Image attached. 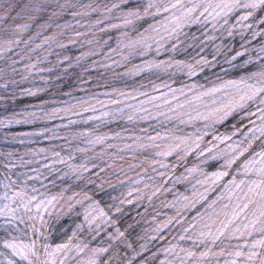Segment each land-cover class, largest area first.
<instances>
[{"label": "trees", "instance_id": "1", "mask_svg": "<svg viewBox=\"0 0 264 264\" xmlns=\"http://www.w3.org/2000/svg\"><path fill=\"white\" fill-rule=\"evenodd\" d=\"M9 2L18 5L12 13L15 16L24 5L33 3L34 0ZM39 2L48 8L47 11L38 14L37 20L27 19L25 14V18H18L15 21L18 25L24 23L32 25L23 39L32 36L28 47L37 50L30 53V59L26 56L15 65L16 71L8 67L12 63L11 60L0 58V179L3 178V173L10 169L13 174L39 175L47 189L41 187L38 181L29 183H36L41 192L49 198L64 189H67L65 199L74 193H80L76 197L78 200L83 199L85 195L92 198L91 201L85 200L83 205L77 204L70 212L64 207L60 223L65 225L67 230L51 234L50 243L53 247L56 243L67 240L75 224L83 221L87 205L93 204L88 211L97 217L103 212L113 223L102 228L95 239H92L91 235L87 236L91 247L107 246L108 236L119 229L125 232L124 244H132L136 251H143V255L151 260L152 253L163 248L167 241L176 243L182 234V228L195 223L193 217L197 215V209L202 212L206 205L202 206L203 201H200L195 206L186 208L193 198L191 190L187 195H182L170 208H166L187 186L196 184L195 175L191 182L180 184L169 182L168 187L172 191L154 197L151 204L146 198H138L144 193L137 192L136 189L142 188L143 185H136L134 181L137 179L136 172L142 169L133 171L129 167L144 161L145 153L138 145L151 144L148 136L158 134L160 137L169 138L167 141L158 138L156 142L160 144L180 143L182 139L191 136L199 140L201 147L206 150L215 143L212 136L232 135L235 126L239 125L243 129L244 125L248 124V119L247 113L238 109L223 123L205 129V121L202 119L181 123L166 105L163 109L155 107V104L162 103V99L150 101V98L168 94V98L171 99L173 89L177 90L176 95H180L179 90L183 89L192 96L201 91L221 87L230 80L238 81L247 73L238 70L240 63H236L234 67L228 62L235 55V50L246 49L244 59L251 56L252 60L257 61L258 66L259 58L256 51L264 41L260 36L251 40L252 33L247 29H241L239 25L234 37L229 38L226 32L221 33L214 30L212 24L205 25L201 22L184 27L179 39L176 40L179 46L176 51L162 49L160 55L153 51L145 57L129 55V49L121 43V30L110 27L119 21L108 18L107 14L103 17L98 13L73 17L70 12H65L59 19L49 20V15L52 9L57 8V4L104 5L117 0H39ZM88 11L91 12L90 9ZM98 19H105L106 23L97 25L94 29L93 25L97 24ZM7 23L13 21L9 20ZM40 25H45V28H40ZM101 28H108V31H101ZM256 31L259 32L260 29ZM37 32L41 35L37 36ZM45 37L49 39L46 41ZM242 42L245 49L240 47ZM61 44L66 47H61ZM37 45L41 47L37 48ZM25 47L21 44L17 51ZM61 61L65 63L61 64ZM146 61L169 62L170 66L166 70L148 68ZM33 64L36 66L32 67ZM235 92V88L228 86L215 95L219 100L226 102L230 94ZM183 99L181 96V100ZM117 100L119 103L115 102ZM145 108L150 111L145 112ZM54 111L55 115H52ZM162 111L168 112L172 119L161 115ZM193 115L195 116V112ZM129 116L133 119L129 120ZM153 116L156 118L153 119ZM183 119L187 120L188 117L184 116ZM248 127L252 125L248 124ZM205 132L212 135H203L201 139ZM84 133L88 135L85 136ZM98 135L106 137L103 144L89 143V140H95ZM240 138L233 136V141ZM258 145L259 142L256 145L257 150ZM57 152L67 160V164L59 162V158L55 156ZM71 156H75L76 159H71ZM134 156L137 159H133ZM102 161L116 167L108 168L99 176L96 175L99 169H94L92 173H85V176L97 183L104 178L110 179L111 183L106 182L103 190L96 188L94 183H89L88 179L80 180L71 174L64 176V173H70L69 164L73 166L87 164L91 168L93 163L101 164ZM196 162V155H190L181 161H177L173 155L166 160L170 167L178 165L177 173H183L186 167L191 168ZM45 165L49 166L51 171ZM120 166L128 176L120 172ZM144 166L147 167V163ZM156 167L159 169V165ZM203 168L210 174L216 171L219 165L213 167L204 165ZM115 173H119V179ZM45 175L49 177L48 180H44ZM129 176L132 180H129ZM230 179L231 176L225 177L221 184ZM53 180L54 184L51 182ZM121 180L125 183L121 184ZM196 187L198 192L205 191L200 185ZM129 191L132 192L131 196L128 195ZM145 191L150 194V190ZM222 191L219 184L207 191L209 202L221 195ZM2 192L3 189H0V194ZM184 197H189V200L186 201ZM122 199L124 203L121 204ZM63 203L54 202L55 206H50L49 211L61 213ZM116 206H119L121 211L117 212ZM173 217L175 219L168 228L160 233L155 241L151 240V236L157 235L154 229ZM177 219L183 221V226L176 223ZM84 231L86 233L87 229ZM81 235L83 236V233ZM173 237H176V240H173ZM80 238L78 236L77 240ZM180 243L184 246L189 244L187 240ZM141 245H146V248L141 249ZM160 259H164V256L161 255ZM4 260L5 257L0 255V262Z\"/></svg>", "mask_w": 264, "mask_h": 264}, {"label": "snow or ice", "instance_id": "2", "mask_svg": "<svg viewBox=\"0 0 264 264\" xmlns=\"http://www.w3.org/2000/svg\"><path fill=\"white\" fill-rule=\"evenodd\" d=\"M17 7L18 5L9 0H0V9H2L0 11V58L12 61L8 65L12 71H16L15 65L26 56L30 59V53L37 50L28 47L33 39L32 36L23 39L32 25L29 23L18 25L15 21L18 18H25V14L27 19L35 21L38 19V14L47 11L48 8L39 0H34L33 3L24 5L21 11L13 16L12 13ZM89 9L91 12L88 11ZM65 12H70L73 17L98 13L102 17L107 14L108 18H114L119 23L111 24L110 27L121 30V43L129 49V55L141 57L153 51L160 55L162 49L176 51L179 47L176 40L179 39V34L184 27L201 22L205 25L212 24L214 30L226 32L229 38L234 37L239 25L241 29L250 31L252 37L260 36L264 41V0H146V2L145 0H117L104 5L61 3L57 4L56 9H52L49 20L59 19ZM9 20L13 23H7ZM105 23V19H98L93 28ZM40 28H45V25H40ZM100 30L106 32L108 28ZM36 35L40 36L41 33L37 32ZM48 39L49 37H45L46 41ZM21 44L26 47L17 51ZM60 46L66 47L64 44ZM39 47L41 46L37 45V48ZM240 47L245 49V44L242 42ZM9 53L12 55L9 56ZM245 55L246 49L245 51L235 50V55L228 61L234 67L236 63H240L238 70L247 73L238 81L230 80L221 87L201 91L192 96L185 93L183 89L179 90L180 95H176L177 90L173 89L171 99L168 98V94L150 98V101L162 99V103L155 104V107L163 109L166 105L181 123L202 119L207 129L217 123H223L241 109L247 113L248 124L252 125L248 127V124H245L243 129L236 125L232 135L226 137L212 136L215 143L206 150L201 147L199 140L191 136L182 139L180 143L160 144L156 142L158 138L165 141L169 138L160 137L158 134L148 136L147 139L152 142L151 144L138 145L139 149L145 153L144 161L129 165L133 171L142 169L136 172L137 179L134 181L136 185H143L142 188L136 189L137 192L144 193L138 198H146L151 204L154 197L172 191L168 187L169 182L173 184L191 182L195 175L193 198L186 208L195 206L200 201H203L202 206L206 205V207L202 212L197 209V215L193 217L196 222L182 228V234L179 235L176 243L167 241L163 248L152 253V259L149 260L143 255V251H136L130 243L124 244L125 232L116 229L115 233L108 236L107 246L93 248L87 236L91 235L92 239H95L100 230L110 226L113 221L103 212L99 213V217L93 215L88 211L93 204H88L83 214V221L75 224L66 241L56 243L53 247L50 243L51 234L53 232L59 234L67 230L65 225L60 223L64 207H67L70 212L77 204L83 205L85 200L91 201L92 198L85 195L83 199L78 200L76 197L80 193H74L65 199L67 189L49 198L41 192L36 183H29L38 181L41 187L47 189V185L39 175L13 174L9 169L0 179V189H3L0 194V221H2L0 223V250H2L0 255L5 257L0 264H264V42L256 51L259 58L258 66L257 61L252 60L251 56L244 59ZM13 57L19 59H13ZM237 58L240 60L238 61ZM63 63L65 61H61V64ZM146 64L148 68L161 70H166L170 66L169 62L146 61ZM35 66V64L32 65V67ZM177 67L182 66L177 65ZM139 70L143 71V69ZM228 86L235 88L236 92L230 94L226 102L219 100L215 94ZM156 90L159 91L158 88ZM143 95L148 94L143 93ZM181 96L184 97L183 100ZM115 102L119 103L118 100ZM144 111L150 110L145 108ZM160 114L172 119L168 116V112L162 111ZM52 115H55V111ZM184 116L188 119L184 120ZM155 118L153 116V119ZM131 119L133 117L129 116V120ZM83 135L87 136L88 133ZM203 135L212 134L205 132L201 135V139ZM233 136L241 138L233 141ZM105 139L106 137L98 135L95 140H89V143L101 145ZM257 142H259V150L256 147ZM173 155L177 161L196 155L197 162L191 168L186 167L183 173H177L178 165L170 167L166 163V160ZM55 156L59 158L60 163H68L59 152L55 153ZM70 158L76 159L75 156ZM133 159L137 157L134 156ZM145 163L147 167L144 166ZM156 165H159V169ZM204 165L209 167L219 165V170L209 174L204 170ZM5 167L7 168V165ZM45 167L49 166L45 165ZM68 167L70 173L66 172L64 176L71 174L80 180L88 179L89 183H94L96 188L103 190L106 182L111 183L110 179L104 178L97 183L90 177H86L85 173H92L94 169H99L96 173L99 176L100 173H105L108 168H115L116 165L102 161L101 164L93 163L91 168L87 164L79 166L69 164ZM119 170L128 176L122 166ZM34 171L40 170L34 169ZM49 171H51L50 167ZM115 174L119 179V173ZM229 176L231 179L221 184V181ZM57 178L64 179V177ZM128 178L132 180V177ZM48 179L49 177L45 175L44 180ZM51 182L55 183L54 180ZM120 182L125 183L123 180ZM218 184L223 191L216 199L209 202L206 192ZM196 185L204 187L205 191L198 192ZM145 190H150V194ZM128 195L131 196L132 192L129 191ZM113 199L116 198L113 197ZM184 199L187 201L189 197ZM61 201L64 202L61 204V213L49 211L50 206H55L54 202ZM224 201L227 202L224 203ZM120 203H124V200H120ZM116 211H121L119 206H116ZM174 219L175 217L170 218L158 225L154 229L157 235L151 236L150 239L155 241ZM176 223L183 226L181 220L177 219ZM78 236L81 237L79 240H77ZM173 240H176V237H173ZM185 240L189 242L188 246L180 243ZM140 247L144 249L146 245ZM161 255L164 259H160Z\"/></svg>", "mask_w": 264, "mask_h": 264}, {"label": "rangeland", "instance_id": "3", "mask_svg": "<svg viewBox=\"0 0 264 264\" xmlns=\"http://www.w3.org/2000/svg\"><path fill=\"white\" fill-rule=\"evenodd\" d=\"M254 39V37H252L251 36V40H253ZM217 170H219V168L217 169ZM216 170V171H217ZM193 189V186L192 185H189V186H187L176 198L174 197V199H172L173 200V202L172 203H170V204H168L167 206H166V208H170L175 202H177L178 200H179V198H181L182 197V195L184 196L185 194L187 195L188 193H190V191Z\"/></svg>", "mask_w": 264, "mask_h": 264}]
</instances>
